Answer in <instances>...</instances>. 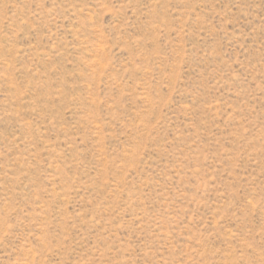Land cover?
Returning <instances> with one entry per match:
<instances>
[{
    "label": "rangeland",
    "instance_id": "obj_1",
    "mask_svg": "<svg viewBox=\"0 0 264 264\" xmlns=\"http://www.w3.org/2000/svg\"><path fill=\"white\" fill-rule=\"evenodd\" d=\"M0 264H264V0H0Z\"/></svg>",
    "mask_w": 264,
    "mask_h": 264
}]
</instances>
